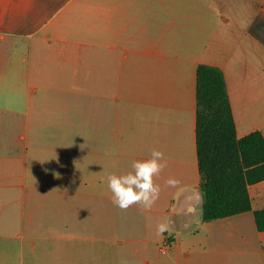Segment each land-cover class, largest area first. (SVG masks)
<instances>
[{"label": "crops", "instance_id": "crops-1", "mask_svg": "<svg viewBox=\"0 0 264 264\" xmlns=\"http://www.w3.org/2000/svg\"><path fill=\"white\" fill-rule=\"evenodd\" d=\"M198 65L222 71L237 138L264 136L260 0H0V264L5 240L25 251V238L18 245L9 234L33 224L30 190L41 169L43 184L60 192L92 185L76 198L90 200L83 234H93L79 238L87 243L78 264H264L254 219L264 180L248 187L250 211L201 218ZM153 149L167 160L153 177L159 198L147 210L119 209L107 175L132 171Z\"/></svg>", "mask_w": 264, "mask_h": 264}, {"label": "trees", "instance_id": "trees-1", "mask_svg": "<svg viewBox=\"0 0 264 264\" xmlns=\"http://www.w3.org/2000/svg\"><path fill=\"white\" fill-rule=\"evenodd\" d=\"M195 140L202 220L250 211L248 187L264 180V136L255 131L237 138L224 75L207 65L196 70ZM254 219L264 232V209L254 211Z\"/></svg>", "mask_w": 264, "mask_h": 264}, {"label": "rangeland", "instance_id": "rangeland-1", "mask_svg": "<svg viewBox=\"0 0 264 264\" xmlns=\"http://www.w3.org/2000/svg\"><path fill=\"white\" fill-rule=\"evenodd\" d=\"M260 2L264 6V0H260ZM84 86L85 95H89L85 96V99L90 98V83L84 82ZM86 108L90 109V107ZM87 121L90 124V111L85 112V123ZM35 174L37 184L32 190H30L31 188L28 189L30 195L34 196L35 199L29 204L26 203L29 211H33V224L30 225V230L26 231L25 234H9V237L14 238L18 245L21 237L25 238L26 241L23 244L25 251L22 252L17 248L18 246L14 245L11 239L5 240L2 251L3 264H78L77 261L82 259V253L77 248L80 244L87 243L79 238L91 239L93 234H83L85 231L84 223L90 231V200L84 199L80 203L76 202V198L89 196L93 191L92 185L78 188L80 192L77 193L74 186L68 188L67 192L62 190L60 192L59 186L43 184L44 169L37 170ZM76 204L81 206L80 217L76 215ZM79 220H81L80 226L78 225ZM26 228H29L27 223L25 230ZM64 237H71L72 239L62 241L61 239ZM33 242L36 243V249L31 248ZM164 242L160 247L162 252H165ZM136 264H140L139 260Z\"/></svg>", "mask_w": 264, "mask_h": 264}, {"label": "clouds", "instance_id": "clouds-1", "mask_svg": "<svg viewBox=\"0 0 264 264\" xmlns=\"http://www.w3.org/2000/svg\"><path fill=\"white\" fill-rule=\"evenodd\" d=\"M167 166L164 153L153 149L147 160H136L132 163V171L126 174H108L107 186L112 193V203L121 210H127L133 205H140L142 209H150L160 195L159 185L154 183L153 177L158 176ZM170 187H175L178 181L169 178L166 181ZM168 224L159 223L157 233L168 230Z\"/></svg>", "mask_w": 264, "mask_h": 264}, {"label": "built area", "instance_id": "built-area-1", "mask_svg": "<svg viewBox=\"0 0 264 264\" xmlns=\"http://www.w3.org/2000/svg\"><path fill=\"white\" fill-rule=\"evenodd\" d=\"M172 243L170 237H166V240L164 242V251H166L169 247H170V244Z\"/></svg>", "mask_w": 264, "mask_h": 264}]
</instances>
